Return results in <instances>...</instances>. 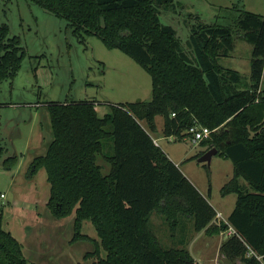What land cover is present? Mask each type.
Masks as SVG:
<instances>
[{
	"label": "trees",
	"instance_id": "16d2710c",
	"mask_svg": "<svg viewBox=\"0 0 264 264\" xmlns=\"http://www.w3.org/2000/svg\"><path fill=\"white\" fill-rule=\"evenodd\" d=\"M26 1L65 20L75 35L97 36L122 51L152 79L149 101L112 104L104 117L95 100L47 104L54 140L31 172L46 169L55 218L75 209L73 241L94 243L84 256L87 264H199L188 241L178 240L182 219L192 221L195 234L215 237L227 229L212 224V186L204 196L143 126L145 121L156 131L157 117L164 119L166 137L188 136L195 121L215 130L201 143L210 147L197 156L216 148L217 156L232 161L233 178L221 192L237 196L228 221L247 244L233 236L222 242L220 253L234 264H264V15L235 7L240 13L231 25H193L183 41L162 18L165 11L175 13L174 0ZM8 33L7 25L0 27V85L15 78L25 55L4 44ZM236 37L253 46L249 82L219 61L234 49ZM4 154L0 135V167L11 170L19 157ZM154 212L169 226L170 249L150 227ZM85 222L93 224L99 243L81 232ZM249 248L262 259L248 257ZM0 264H30L21 243L3 228L2 216Z\"/></svg>",
	"mask_w": 264,
	"mask_h": 264
},
{
	"label": "rangeland",
	"instance_id": "374dc122",
	"mask_svg": "<svg viewBox=\"0 0 264 264\" xmlns=\"http://www.w3.org/2000/svg\"><path fill=\"white\" fill-rule=\"evenodd\" d=\"M174 7L175 13L165 11L162 18L177 29L183 41L187 40L193 25H231L240 13L235 7L264 15V0H174ZM3 25L9 28L4 44L19 48L18 52L23 49L25 54L15 78L0 85L3 158L15 154L19 157L11 170L0 167L3 228L21 243L30 264H87L90 261H85L84 256L94 250V243L73 241L75 209L64 218H55L48 207L50 184L46 169L38 168L29 175L34 160L46 155L54 140L47 104L95 100L99 116L104 117L112 104L149 101L152 96L151 75L122 51L108 48L99 37L75 35L65 20L35 3L0 0V27ZM252 48L250 43L236 37L234 49L227 56L220 57V64L240 72L249 82ZM4 53L2 51L1 55ZM261 85L264 89V75ZM156 124L157 130L152 131L143 122L153 139L204 196L208 197L209 186H212L209 201L216 211L228 218L237 197L235 194L223 196L221 191L233 178L232 161L216 155L210 165L199 163L200 156L197 155L209 148L210 143L195 146L188 136L178 139L171 136L172 141H176L169 143L163 128L159 131L158 127H164V119L157 117ZM106 151L112 152L110 143ZM192 157L194 160H188ZM181 223L178 240L185 239L189 246L197 234L191 220L182 219ZM150 227L163 248L173 247L169 226L162 216L154 212ZM81 232L100 242L91 222H85ZM218 242L213 241L210 249L205 237L195 243L191 252L195 258L197 256V262L234 264L222 256ZM102 255L105 256L104 251ZM235 264L244 263L236 261Z\"/></svg>",
	"mask_w": 264,
	"mask_h": 264
},
{
	"label": "built area",
	"instance_id": "2783aa9c",
	"mask_svg": "<svg viewBox=\"0 0 264 264\" xmlns=\"http://www.w3.org/2000/svg\"><path fill=\"white\" fill-rule=\"evenodd\" d=\"M173 116L175 117L176 114H173ZM214 131L215 130H212L209 127H206V126L198 123L197 121H195L194 124L188 129L187 134H188V137L191 138L193 144L195 146H197V145H200L202 142L211 139V136H212ZM154 142L157 146H159L158 141L154 140ZM212 224L216 225L218 227H222V225L227 226V229L222 231L220 234V236L224 240H226L230 237L236 236L243 241V238L238 233V231L230 224V222L228 221L227 218H224V216L221 213L217 212V215H216L215 219L213 220ZM243 242L245 243V241H243ZM221 245H222V243L220 244V247H221ZM218 255H219V253H218ZM222 256L224 257V255H222ZM250 256H255L259 260L262 259V257L259 256L254 250L249 248L248 257H250Z\"/></svg>",
	"mask_w": 264,
	"mask_h": 264
},
{
	"label": "crops",
	"instance_id": "0c3cea01",
	"mask_svg": "<svg viewBox=\"0 0 264 264\" xmlns=\"http://www.w3.org/2000/svg\"><path fill=\"white\" fill-rule=\"evenodd\" d=\"M250 72H251V70H250ZM249 75H250V73H249ZM263 81V80H262ZM262 84V83H261ZM260 90H263L264 91V89L262 88V85H261V89ZM159 127V131H162V128H163V126L161 125V126H158ZM168 139H166L169 143H173L174 141H176V139H173V141H172V138L171 137H167ZM170 140V141H169ZM160 146V145H159ZM161 147V146H160ZM162 148V147H161ZM163 149V148H162ZM164 150V149H163ZM166 152V151H165ZM167 153V155L169 156V158L171 159V160H173L172 158H171V156L168 154V152H166ZM189 160V159H188ZM174 161V160H173ZM183 161V160H182ZM178 165V164H177ZM233 173H234V166H233ZM31 174H32V172L29 174L30 176H31ZM237 197V196H236ZM236 206V205H235ZM234 208L235 207H233L231 210H230V212L228 213V217L230 216V214L232 213V211L234 210ZM217 212H219L218 210H217ZM220 213V212H219ZM228 219V218H227ZM95 232H96V230H95ZM96 234H97V232H96ZM90 236V235H89ZM203 237H205V241L207 242V248L208 249H210V247H211V245H212V243H213V241L215 242V241H219L218 243H219V247H220V244L224 241V239L219 235V236H217V237H209V236H207L206 235V233H205V231H202V232H200V233H198L197 234V236L194 238V240H192L190 243L191 244H189V250H190V252H191V248H192V246L195 244V243H197L199 240H202V238ZM191 254L193 255V257L195 258V256H194V254H193V252H191ZM198 255V254H197ZM206 255V254H205ZM205 255H200V257L201 258H204L205 257ZM218 255V254H217ZM195 260L196 261H198V259H197V256H196V258H195ZM215 260V259H214ZM205 262H207L206 260H204ZM199 262V261H198ZM199 264H201V262L199 263ZM205 264V263H204ZM218 264V263H217Z\"/></svg>",
	"mask_w": 264,
	"mask_h": 264
},
{
	"label": "water",
	"instance_id": "95a60500",
	"mask_svg": "<svg viewBox=\"0 0 264 264\" xmlns=\"http://www.w3.org/2000/svg\"><path fill=\"white\" fill-rule=\"evenodd\" d=\"M217 154H218V150L216 148H213L207 153H205L202 157L198 158V162L207 163L208 165H210L213 157L216 156Z\"/></svg>",
	"mask_w": 264,
	"mask_h": 264
}]
</instances>
